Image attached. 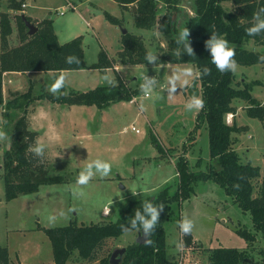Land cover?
Here are the masks:
<instances>
[{
  "label": "rangeland",
  "instance_id": "rangeland-1",
  "mask_svg": "<svg viewBox=\"0 0 264 264\" xmlns=\"http://www.w3.org/2000/svg\"><path fill=\"white\" fill-rule=\"evenodd\" d=\"M73 1L76 2L73 4L75 9H71L66 0H25L27 8L37 17L53 20V29L60 43L75 36H82L84 61L89 66L97 61L101 49L117 61L113 67L105 70L87 68L80 72H69L66 80L68 86L88 90L98 85H109L105 77L116 82L117 74L133 88L141 89L145 75L155 78L157 84L147 93L141 89V93L131 102L120 101L105 108L86 105L78 110L77 114L72 113L73 119H70L71 116H61V113L57 119L61 125L55 127L54 124L52 135L49 134L51 128L43 127V123L39 122V117L46 119L49 114L41 112L38 115L35 108L37 102L32 101L27 108V125L30 129L37 130L36 141L48 144L41 159L49 169V175H60L65 180L61 183L41 185L34 193L21 194L6 201L3 180L0 178V245L8 249L11 264L53 263L51 242L43 228L63 226L70 222L81 225L116 220L128 198L152 199L158 190L165 187H168V193H172L178 184L176 164L181 157L186 158L190 169L196 172L208 171L211 162L206 125L200 122L196 128L199 110L189 111L184 107L191 96H200L198 85H190L197 73L195 66L188 62L135 65L118 63L117 52L122 45V29L140 36L147 51L151 49L160 55L167 49L171 35L158 28L164 23V2L157 0L156 23L151 29H144L134 24L136 8L133 9L132 6L123 11L113 0ZM178 2L180 10L175 28L177 27L180 33L181 27L183 28L193 16V0ZM229 7L230 5L226 4V8ZM0 11L8 12L12 25V33L8 37L9 44L17 45L19 38L15 13L23 14V11L8 9L7 0H0ZM106 13L116 17L119 23L108 21ZM86 21H89V25ZM30 23L35 25L36 21ZM242 46L246 48L244 44ZM259 51L264 54V48ZM237 65L234 72L237 74V81L240 80L241 70L250 78L260 79L261 84L253 87L252 95L259 101H264V63L250 67ZM185 69H192V74L186 77L190 84L178 86L176 93L170 96L167 90L170 77L182 74ZM28 77L12 76L7 78L8 84H22ZM52 79L56 81L58 78L53 76ZM37 85L34 83L31 87L30 95H38L44 90ZM25 89H28L27 84ZM23 90L20 87L10 94L6 91L4 101L22 94ZM233 105L236 113L234 116L227 115L226 121L232 123L234 120L243 129L232 134V148L241 162L258 165L262 172L263 122L247 115L246 102L243 100H236ZM20 114L21 110L6 111L0 107V130L5 131L9 137L8 140H0V175L2 152L10 147V127ZM132 126L138 129V132L133 130ZM97 158L112 164L111 174L107 177L97 174L87 185L78 184L80 171ZM253 185L255 195L260 188L261 177L253 180ZM193 188L194 192L188 199L181 201L179 205L171 204L175 216L180 217L179 222L184 217L194 220L195 228L191 241L186 243V236L180 235L178 221L168 219L164 223L169 259L177 260L179 257L180 250L176 249L175 241L181 239L185 244L181 250L185 261H197L198 264H210L207 258L209 250L217 247L251 250L253 258L263 256L260 251H264V239L260 232L257 233V241L252 245L236 232L238 228L254 231L248 211H244L219 184L210 179L196 181ZM131 191L138 192L133 195ZM168 211L165 207L164 215H167ZM61 212L65 215L61 216ZM50 216H56V220L50 221ZM136 234L137 232L133 231L124 233L119 238L109 239L100 253H106L110 249L112 253L114 249L123 247L135 238H144L141 235L136 237ZM92 263L82 260L76 250L66 262Z\"/></svg>",
  "mask_w": 264,
  "mask_h": 264
},
{
  "label": "trees",
  "instance_id": "trees-1",
  "mask_svg": "<svg viewBox=\"0 0 264 264\" xmlns=\"http://www.w3.org/2000/svg\"><path fill=\"white\" fill-rule=\"evenodd\" d=\"M120 7L136 6L134 24L139 28L151 29L156 23L158 11L157 0H113ZM166 5L164 23L159 25L161 31L171 35L167 49L159 55V64L166 63H192L196 71L204 66L211 69L205 76H194L190 85H198L200 97L205 101L204 107L196 116V128L204 122L207 128L209 158L211 160L208 171L196 172L190 169L188 160L181 157L176 164L178 184L172 193L168 187L158 190L149 200L159 204L165 203L169 209L167 215L164 211L160 215L157 230L146 240H133L123 247L125 251L118 256L117 264H177L167 256L166 228L164 223L168 219L179 222L180 217L175 216L171 204H180L188 199L194 192L193 185L198 180H212L219 184L227 195L251 216L254 231L238 228L237 234L242 236L249 244L257 241V233L264 239V177L258 165L250 162H241L237 152L232 148L233 133L243 127L226 121V116L236 113L233 102L243 100L246 102V113L249 117L262 120L264 125V103L253 97L254 85L261 81L236 80L234 72H220L211 62L210 53L205 47V42L212 33L223 35L230 46L235 49L237 64L250 66L264 62V54L260 51L247 49L242 46L248 41L264 45V34L250 37L245 28L249 26L253 12L264 6V0H193L191 6L193 16L181 31L188 27L190 43L194 54L179 53L183 45L177 42L178 33L175 21L180 9L178 0H161ZM22 0H7V8L22 11ZM226 4L230 5L226 8ZM23 14L15 13L16 27L19 43L11 46L8 37L12 33V25L7 11H0V107L21 110V114L14 120L10 127V147L2 152V173L0 178L4 184V199L12 200L21 194H30L39 190L41 185L64 182L63 176L49 175L48 168L31 151V146L36 142L37 132L27 125V108L34 98H47L52 102L63 105L83 104L95 105L105 108L110 104L120 101H130L141 93L140 88L128 85L118 74L114 84L98 85L85 91L63 89L57 93H39L32 97L29 92L22 93L10 100L4 101L2 94V73L5 71H58L97 68L105 70L117 63L108 56L104 49L98 52L97 61L90 66L84 61L82 36H76L60 43L53 29V20L43 18L35 26L36 30L28 33V27L22 18ZM108 21L118 24L119 20L106 13ZM24 17L31 22L27 15ZM182 20V19H181ZM147 49L142 38L130 32L122 34V45L117 52L118 63L121 64H147L145 60ZM75 55L79 63L69 64L66 57ZM117 60V59H116ZM194 88V87H193ZM160 150V147H158ZM261 177V185L254 195L253 180ZM143 198L126 199L125 206L121 208L116 220L105 223H89L78 225L69 224L43 228L52 247L54 264H66L73 251H77L82 260L92 264H111V249L100 253L101 248L109 239L119 238L124 234L121 225L134 215L143 203ZM137 232V231H136ZM186 243L191 241V235L186 236ZM250 245V246H251ZM260 258H253L252 251L246 249L217 247L209 250L208 261L210 264H264V251ZM0 264H11L8 249L0 245ZM20 264V263H16Z\"/></svg>",
  "mask_w": 264,
  "mask_h": 264
},
{
  "label": "clouds",
  "instance_id": "clouds-1",
  "mask_svg": "<svg viewBox=\"0 0 264 264\" xmlns=\"http://www.w3.org/2000/svg\"><path fill=\"white\" fill-rule=\"evenodd\" d=\"M250 20L252 23L245 28V31L250 37H256L261 34H264V6L257 8ZM155 35V30L153 32ZM190 31L188 27H185L177 37V42L183 45L182 53L187 55L194 54L193 47L190 43ZM205 47L210 53L211 62L215 65L216 69L220 72H235L237 69V60L235 59L236 52L235 49L230 46V42L221 34L212 33L210 39L205 42ZM264 59V58H262ZM145 60L151 64L159 63V54L154 50H148L145 55ZM66 62L69 64L79 63V58L75 55H70L66 57ZM211 69L207 66H204L200 71L196 73L197 76H205L210 73ZM192 74V69H185L182 74H176L170 77L168 94L170 96L176 93L178 86H188L190 84L189 79L186 77ZM110 84L115 82L108 77H105ZM177 82H180L178 85ZM157 84V81L153 77L145 75L144 81L141 84V89L145 93L150 92ZM65 86V77L60 76L55 83L50 88V91L56 93L62 87ZM205 101L202 97L193 95L191 96L184 107L186 110H200L204 107ZM9 137L7 133L3 130H0V140H8ZM48 144L37 140L34 145L31 146V151L37 157H43L45 155ZM112 164L103 159H95L89 162L79 173L77 178V183L80 185H87L94 176L99 174L101 177H107L111 174ZM133 195H136L138 191H131ZM141 193V192H140ZM165 203L160 202L157 204L149 199L144 200L141 207L134 211V215L128 218L125 224L121 225L122 231L124 233H130L133 231L140 232L142 230L143 235L147 238L146 242L151 243V240L148 239L152 233L157 230L158 223L160 221V215L164 211ZM61 216L65 213L61 212ZM50 221H55L56 216H50ZM195 228V222L190 217H184L178 224V229L180 235L189 236L192 234ZM185 244L184 241L177 240L175 241V247L177 250H182Z\"/></svg>",
  "mask_w": 264,
  "mask_h": 264
},
{
  "label": "crops",
  "instance_id": "crops-1",
  "mask_svg": "<svg viewBox=\"0 0 264 264\" xmlns=\"http://www.w3.org/2000/svg\"><path fill=\"white\" fill-rule=\"evenodd\" d=\"M22 1H23L22 4H24L23 9H22L24 15L29 16L31 18V20L32 21L35 20L36 23L44 18V17L43 18L42 17H37L33 12H31L27 8L28 6H27L25 0H22ZM66 1H67V3H69V5L76 4V2L73 1V0H66ZM73 7L74 8H71V9H75V6H73ZM121 9L123 11L124 10H127V8H122V7H121ZM86 23H87V25H89V21H86ZM68 40H70V39H68ZM244 45H245V47L247 49H252V50H255L256 49V51H259L260 49H263L264 48V46L255 44L251 40L248 41V42H246ZM253 48H255V49H253ZM111 58H113V57H111ZM262 63H264V62H262ZM257 65H261V63L253 64V65H250V66H257ZM85 69H87V68H85ZM80 70H83V69H78V70H63L61 72H58V71H23V72L22 71H5V72L2 73V94H3V99L4 100L6 99V91H7V94H10L11 91L15 92V91H17L21 87V88L24 89L23 90V93L29 92V90H32L31 87L34 86V83L35 84H38L37 86H40L42 89H44V90L40 91L39 93L47 92V93H52L53 94V92L50 91V88L52 87L51 86V83H52V85L55 83V80L52 79L53 76H56V78H59L60 76L65 77V86L61 88L65 92H67L69 90L85 91V90H80L82 88L74 89L73 86H68L66 84V80H67L68 73L69 72H74V71H79L80 72ZM23 75H27L29 77L26 80H23L22 81V84H17V85H9L8 84V82H9L8 79L12 78V76H16V77L18 76L19 77V76H23ZM32 75H39L41 77H32ZM235 75L237 76V74H235ZM239 76H240V80H243V81H251V80H254L253 78H250L243 70H241ZM33 78H35L34 79L35 81L38 80V79H40V80L34 82ZM258 80H260V79H258ZM26 84H27L28 89H25V85ZM254 86H257V85H254ZM34 89L35 88H33V90ZM31 96L32 97H36L38 95H35V96L34 95H31ZM32 101L37 102L35 108H36V113H38V115L41 112L42 113H48L49 114V117H46V119H45V117H39V116L38 117H39V120H40L39 122H42L43 123V127L46 126V128L47 127L48 128H51V130L49 131V134L50 135H52V132H53V130H52L53 128L52 127L54 126V124H55V127H56V125H58V126L61 125V123L59 124V122H57L58 115H61V113H62L61 116H67V117H70L71 116L70 119H73L72 113L74 112L75 114H77V111L78 110L83 109L86 106V105H83V104L63 105V104H60V103H57V102H52V101H50L47 98H34V100H32ZM32 101H31V103H32ZM131 101H133V100H130V102ZM260 102L261 103H264V101H260ZM53 114H55V115H53ZM27 117L28 116L26 114V118ZM77 119H78V117H77ZM27 121H28V119H27ZM33 130H35V129H33ZM35 131L37 132V130H35ZM37 135H38V132H37ZM37 137L38 136H36V139H37ZM103 215L105 216V213H103ZM138 236H139V234H138V231H137L136 237H138ZM135 240H137V238H135L134 241ZM52 258H53V253H52ZM51 264H54V261Z\"/></svg>",
  "mask_w": 264,
  "mask_h": 264
},
{
  "label": "water",
  "instance_id": "water-1",
  "mask_svg": "<svg viewBox=\"0 0 264 264\" xmlns=\"http://www.w3.org/2000/svg\"><path fill=\"white\" fill-rule=\"evenodd\" d=\"M132 8L135 9L136 6L133 5ZM22 18L24 20L25 25L28 27V33L32 34L36 30V27L32 23H30L24 17V15H22ZM126 32H127L126 29H122V34H125ZM262 176L264 177V165L262 166ZM138 234L141 235V236H144L143 233H142V230L140 232H138ZM138 239H139V237H138ZM146 239L147 238L144 236V238L140 239V240L143 241V240H146ZM124 251H125V247H120V248L114 249V251H112L111 256H110V263L111 264H117L118 263V256L121 255Z\"/></svg>",
  "mask_w": 264,
  "mask_h": 264
},
{
  "label": "built area",
  "instance_id": "built-area-1",
  "mask_svg": "<svg viewBox=\"0 0 264 264\" xmlns=\"http://www.w3.org/2000/svg\"><path fill=\"white\" fill-rule=\"evenodd\" d=\"M22 6H24V4H22ZM71 8H74L73 5H70ZM227 115H231L232 116V113H229ZM132 129L133 130H136L138 132V129H136L134 126H132ZM106 214L108 213V211H104ZM177 264H198L197 261H185L184 259V255L182 254L181 255V250H180V255L179 257L177 258Z\"/></svg>",
  "mask_w": 264,
  "mask_h": 264
}]
</instances>
